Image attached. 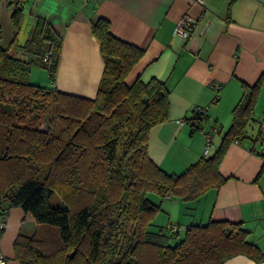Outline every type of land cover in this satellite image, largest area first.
Instances as JSON below:
<instances>
[{
  "label": "trees",
  "instance_id": "trees-1",
  "mask_svg": "<svg viewBox=\"0 0 264 264\" xmlns=\"http://www.w3.org/2000/svg\"><path fill=\"white\" fill-rule=\"evenodd\" d=\"M12 20L21 29L22 6ZM91 30L104 62L94 99L30 81L32 68L41 67L55 84L60 65L63 35L44 19L21 45L24 57L11 52L16 40L0 46L2 221L20 207L24 220L37 225L31 235L17 236L15 258L20 264H224L243 255L264 262L241 223L191 224L175 245L178 226L150 230L162 201L192 202L225 183L219 167L230 144L246 137L263 80L242 84L220 146L181 174H169L148 154L150 130L169 118V89L156 78L128 85L144 51L113 35L102 17ZM49 115L54 121L47 126ZM150 193L160 204L150 201ZM4 233L0 227V242Z\"/></svg>",
  "mask_w": 264,
  "mask_h": 264
},
{
  "label": "crops",
  "instance_id": "crops-1",
  "mask_svg": "<svg viewBox=\"0 0 264 264\" xmlns=\"http://www.w3.org/2000/svg\"><path fill=\"white\" fill-rule=\"evenodd\" d=\"M6 4L0 5V14L10 13ZM22 8L32 15L23 17L26 23L19 36L27 30L25 42L38 18L63 35L60 65L51 86L62 93L88 99L97 95L104 62L91 23L98 17L110 22L117 38L144 51L132 71L135 79L148 82L156 78L170 91L169 118L150 130L148 150L149 158L169 174H181L204 157L206 134L216 128L211 155L232 126L242 84L252 86L261 79L264 83V0H205L204 5L197 0H28ZM185 14L197 19L188 39L175 34ZM25 42L13 46L11 52L24 57L21 45ZM37 78L33 68L30 81ZM199 107L207 110L201 128L196 129L190 120ZM253 117L246 137L232 142L221 162L219 172L225 183L198 200L183 202L190 209L200 206L202 199L204 203L202 213L183 225L241 223L249 232V242L264 252V138L260 134L264 85ZM24 217L20 207L11 209L4 223L5 236H14L16 221L21 218L31 235L37 225ZM0 254L10 264L15 253L0 246ZM224 264L264 262L240 255Z\"/></svg>",
  "mask_w": 264,
  "mask_h": 264
},
{
  "label": "rangeland",
  "instance_id": "rangeland-1",
  "mask_svg": "<svg viewBox=\"0 0 264 264\" xmlns=\"http://www.w3.org/2000/svg\"><path fill=\"white\" fill-rule=\"evenodd\" d=\"M2 3L3 4L7 3L6 5H8V6H6V7L8 8L9 11L10 10L11 11L7 15H6V13L0 14V18H2L1 19L2 21H0L1 22L0 44H3L4 46L9 47L10 45H12V42L14 40H16L15 41L16 44H20V42H25L24 38L27 34V30L25 32H22L21 33L22 35L19 36L21 30L23 29V25L21 26V29H17L13 23V20H12V14L16 8V5L14 3H12V0H8V2H5V0H0V5ZM6 7H4V9H6ZM22 13H23V17L25 14H26V16L28 15V17H30V16L32 17L31 12L27 8L26 9L22 8ZM22 23H26L25 20H23ZM18 39H19V41H18ZM33 68H34V71H36L37 76L39 78H37V80L33 79L32 82L34 84H38L39 86L51 88L53 83L50 80V77H49L47 70H45L41 67H33ZM134 80H135V72H132L131 76H129L127 78V84L131 85L134 82ZM45 121H46V125L49 126V125H52V123H53L52 121H54V120H52L51 116L49 115ZM148 198L150 199V201H152L153 203H156V204H160V202H161V199L158 196H156L154 193H150ZM201 201H202L200 203L201 205L197 206L195 209H190L189 207L185 208L183 201L177 197H175L171 200L166 199V200L162 201V209L156 215V217L153 221V225L151 226L150 230L153 232H158L160 230H164V232H168V227L171 226L172 224H176L178 226L179 230H178V234H176L172 237L171 245L177 244L179 241H181L183 239V237L185 235V230H186L187 225L186 226L183 225L184 222H187L190 219H194V217L199 216L202 213V212H200V210L203 209V206H204L203 199ZM195 203L197 204V202H195ZM12 209H14V208H12ZM13 219H15V217ZM16 222L17 223H16V226L14 227V231H13L14 236L13 235L10 236L11 233L8 234V236H5V233H4V235L2 236L1 242H0L1 247L5 246L6 248H10V249L12 248L13 253H14V242H15L17 236L20 233H23L26 235L28 233V227H29L27 224H25L26 221H23L22 218L18 219V221H16ZM9 261H10V264H20L19 260H17L15 258V254L10 256Z\"/></svg>",
  "mask_w": 264,
  "mask_h": 264
},
{
  "label": "built area",
  "instance_id": "built-area-1",
  "mask_svg": "<svg viewBox=\"0 0 264 264\" xmlns=\"http://www.w3.org/2000/svg\"><path fill=\"white\" fill-rule=\"evenodd\" d=\"M28 0H12V3H14L16 6H24L25 3ZM197 2L201 5L205 4V0H197ZM197 24V19L191 15L185 14L181 17V19L178 21L176 27H175V34L183 39H188L192 32L194 31L195 27ZM48 57V56H47ZM47 60V58H45ZM207 108L206 107H199L197 108L192 117H191V122L195 125H201L202 122L204 121V115L206 113ZM215 129L211 130L206 134V146H205V151L204 155L208 156L211 148L213 146V137H212V131H215ZM260 134L261 137L264 138V122L262 123L260 127ZM5 226L4 222L1 221L0 227L3 228ZM173 231H177V227H173ZM0 264H6V259L0 254Z\"/></svg>",
  "mask_w": 264,
  "mask_h": 264
}]
</instances>
